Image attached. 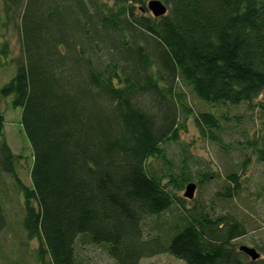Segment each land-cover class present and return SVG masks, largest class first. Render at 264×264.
I'll return each instance as SVG.
<instances>
[{
    "label": "trees",
    "instance_id": "trees-1",
    "mask_svg": "<svg viewBox=\"0 0 264 264\" xmlns=\"http://www.w3.org/2000/svg\"><path fill=\"white\" fill-rule=\"evenodd\" d=\"M149 1L1 0L2 26H16L21 54L12 57L0 35V57L17 67L0 99L22 109L33 163L26 186L0 110V180L11 177L23 197L22 226L38 241V264H85L76 253L81 236L106 247L115 264L165 253L186 264H264L239 250L235 241L248 231L229 215L185 209L165 241L155 224L184 208L176 191L193 179L186 154L178 174L149 167L159 160L172 169L164 146L179 142L190 118L216 141L229 120L196 113L183 87L208 106L245 104L264 115V0H160L161 17ZM245 144L241 173L253 157L264 164L262 134ZM226 179L217 197L233 200L240 174ZM5 200L0 185V233ZM149 218L156 234L146 230Z\"/></svg>",
    "mask_w": 264,
    "mask_h": 264
},
{
    "label": "rangeland",
    "instance_id": "rangeland-1",
    "mask_svg": "<svg viewBox=\"0 0 264 264\" xmlns=\"http://www.w3.org/2000/svg\"><path fill=\"white\" fill-rule=\"evenodd\" d=\"M5 21L2 2L0 0V35L7 39L12 48V57L21 54L20 35L15 25L7 28L2 26ZM8 59L0 57V88L7 84L16 74L14 63L6 64ZM188 93L187 101L196 113L205 111L215 113L217 117L225 115L229 120H221L223 132L218 134L219 141L202 136L194 124L193 118L187 122L186 131H181L179 142L165 145L171 170L159 160L150 161V171L162 175L181 171L185 154L188 164L184 172L196 185L194 198H185V187L176 191L184 199V208L175 206L171 212L162 216L166 223L155 224L161 230L163 239H169L176 233L180 222L179 213L193 209L207 211L213 216L229 215L243 222L248 233L235 241L238 246L245 245L257 250L261 257L264 254L258 248L264 249V164L258 163L253 157L244 173L241 165L250 150L243 148L246 141L259 137L264 138V115L258 110L249 109L247 105L238 107H211L196 99L185 87ZM264 100V97L260 98ZM12 97L0 99V110L4 113V137L12 152L19 158L16 172L26 186H31L30 169L33 156L31 145L22 126V109L13 108ZM247 146V145H246ZM186 150V153H184ZM240 174V189L233 200L224 201L217 197L227 187V176L231 173ZM206 175V177H204ZM201 182V183H199ZM0 185L6 191L5 214L7 225L0 233V264H38V241L29 240L23 229L24 216L23 197L18 192L11 177L3 175ZM187 209V210H185ZM187 213V212H186ZM179 219V218H178ZM155 219L146 220V230L156 234L152 229ZM259 246V247H258ZM78 259L85 264H115L109 257L106 247L90 243L87 238L79 237L76 243ZM140 264H186L169 253L151 258H144Z\"/></svg>",
    "mask_w": 264,
    "mask_h": 264
},
{
    "label": "water",
    "instance_id": "water-1",
    "mask_svg": "<svg viewBox=\"0 0 264 264\" xmlns=\"http://www.w3.org/2000/svg\"><path fill=\"white\" fill-rule=\"evenodd\" d=\"M148 10L154 17H161L167 13L166 5L160 0H150L147 5ZM196 185L193 183H189L185 189V198L193 199L194 192H195ZM241 252L251 258V260L255 261L260 258V254L257 252L256 249L248 247V246H241L239 248Z\"/></svg>",
    "mask_w": 264,
    "mask_h": 264
}]
</instances>
